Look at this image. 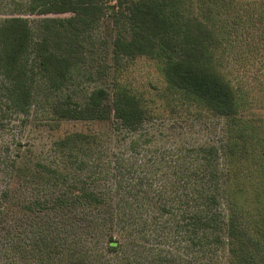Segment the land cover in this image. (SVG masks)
I'll use <instances>...</instances> for the list:
<instances>
[{
  "label": "trees",
  "instance_id": "16d2710c",
  "mask_svg": "<svg viewBox=\"0 0 264 264\" xmlns=\"http://www.w3.org/2000/svg\"><path fill=\"white\" fill-rule=\"evenodd\" d=\"M231 3L233 38L243 34L237 26L256 21L264 32V0H28L24 13L38 17L34 29L23 17L0 20L2 252L36 256L37 264H60L66 254L78 263L89 249L112 255L129 238L150 236L178 239V248L186 242L194 264H211L219 251L228 264L264 261V138L240 115L243 99L217 67L219 16ZM256 11L262 14L253 18ZM102 19L112 32V72L138 57L155 61L165 83L161 99L182 106L185 118L222 119L223 144L175 146L167 162L165 150L141 162L133 147L153 115L136 93L114 80L80 102L65 92ZM36 110L49 129L82 122L111 137L123 132L132 137L124 145L130 154H110L92 130H79L52 142L57 158L34 162L24 138ZM161 161L168 172L157 189L151 178ZM251 179L258 207L240 202Z\"/></svg>",
  "mask_w": 264,
  "mask_h": 264
},
{
  "label": "rangeland",
  "instance_id": "374dc122",
  "mask_svg": "<svg viewBox=\"0 0 264 264\" xmlns=\"http://www.w3.org/2000/svg\"><path fill=\"white\" fill-rule=\"evenodd\" d=\"M27 2L28 0H0V20L14 16L23 17L29 20L32 29H34L38 17L24 13ZM231 4L232 6L225 7L219 16L224 36L220 47L222 50L220 63L217 67L224 78L230 82L236 94L243 99L240 115L243 114L246 119L254 120L253 123L258 126L256 128L263 135L261 138H264V32H261L262 24L256 21L252 28L237 26L241 29L240 32L243 31V34L240 36L241 39L233 38L231 25L236 17V6ZM261 14V11H256L253 18L260 17ZM242 17L246 23L251 21L246 12L242 13ZM109 33H112L110 32V22L102 19L99 26L92 32L91 42L86 47V55H83L82 61L74 67L70 81L65 87V92L73 100L78 102L84 100L94 87L106 86L109 80H114L132 93H136L142 99L143 108L152 112L153 115V121L143 125L145 131L137 132V134L143 133L139 141L140 147H133L135 158L141 162L149 160L148 158L161 150H165V161L167 162L172 158L169 151L175 146L189 147L209 143L219 146L223 144L221 140L222 138L224 140L225 137L222 119L218 117L210 119L185 118V113L187 114L188 111H185L182 106L170 105L161 99L165 83L160 73L159 64L155 61L138 57L132 61L124 62L117 72H112L110 61L107 58L110 47L108 45V41L110 43ZM43 115L39 110L34 111L30 125L25 132L24 139L32 147L30 156L34 157V162L43 161L45 158L50 160L57 158V156L54 157L53 150H51L52 142L67 132L79 130H92L99 136V142L107 143L110 154L125 151L124 147L128 151L129 146L124 145H128L127 141L132 137L126 136L123 132H121V136L111 137L114 132L82 122H61L57 128L49 129L47 128L49 124L47 117ZM128 154L130 153L126 152L124 156H128ZM164 166L165 163H162L161 168L156 169L158 176L151 178L154 188L158 189V186L162 184V178L159 175L168 172ZM150 170L153 168L151 167ZM253 180L255 179L244 183V193L240 202L245 207L261 205V201L258 202L254 199L250 192V189H254L251 184ZM1 242L0 236V245ZM177 242L179 243L178 239L156 240L150 236H147L143 241L129 238L127 248L116 254L95 253V249H89L87 255L82 257V262L74 263L64 254V257L61 258L64 261L60 264H194L192 252L188 249L186 242H182L180 248H178ZM211 257V264H228L225 251H219L216 256L211 255ZM178 258H181L182 261L179 262ZM58 260L57 257V262ZM36 261V256L5 254L0 249V264H37ZM257 264H264V261Z\"/></svg>",
  "mask_w": 264,
  "mask_h": 264
}]
</instances>
